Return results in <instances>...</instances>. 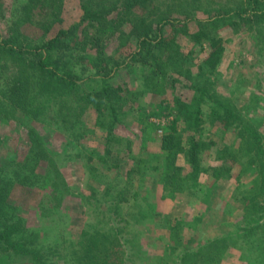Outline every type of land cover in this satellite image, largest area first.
Wrapping results in <instances>:
<instances>
[{"label":"rangeland","instance_id":"obj_1","mask_svg":"<svg viewBox=\"0 0 264 264\" xmlns=\"http://www.w3.org/2000/svg\"><path fill=\"white\" fill-rule=\"evenodd\" d=\"M4 3L6 11L0 20V43L8 37L13 18L20 13L23 4L22 0H4ZM82 15L80 0H64L62 22L54 31L67 30L80 23ZM198 16L204 19L202 14ZM196 27L191 23L186 30L191 33ZM123 30L129 33L131 25L126 23ZM174 30L175 27L169 30L167 27L166 36H173ZM20 31L27 43H41V27L25 25ZM217 32L224 41V58L215 74L208 72L200 81L241 109L246 118H253L264 144L263 44L257 43L246 27L236 30L224 24ZM189 33H178L176 46L182 62L197 74L209 50L206 47L201 53L191 42ZM93 34L94 27L84 23L66 39L79 57L77 70L86 77L97 72L88 58H81L95 55L89 43ZM190 51H193L192 56L188 54ZM135 52L137 54L134 39L122 41L115 36L106 41L105 53L111 60L106 73L97 78L104 79L103 82L121 90L122 94L119 124L110 147L106 125L111 118L106 111L87 106L81 93L71 97V105L76 109L71 114L73 117L68 118L58 110L48 115L41 113L36 121L17 109L8 110L0 119V173H7V178L15 183L11 191L17 210L11 209L10 215L14 216L20 230L29 232L31 248H38L47 264H74L71 259L74 248L99 232L112 240L114 248L123 251L114 231V215L107 205L120 192L125 193L123 213L145 250V259L137 264H174L181 252L197 250L204 240L242 227L253 211L246 198L259 184L255 168L241 152L243 142L236 130L225 128L218 121L214 123L207 104L203 105L200 138L214 145L203 153L206 172L201 178L200 196L172 193L165 188L160 139L170 116L164 108L173 94L186 98L192 93L186 88V80L178 83L175 91L168 83L164 85L165 91H154L149 71L133 58ZM2 71L6 78V69L0 68V73ZM85 87L89 89L91 85ZM36 103L34 97L29 99L28 104H32L29 112H33ZM101 121L106 123L105 127L100 125ZM32 132L39 135L50 160L41 162L38 158H27L34 140L38 141L32 137ZM188 136L184 133L185 144ZM11 158L17 162L13 169H2L5 163H11ZM181 160L185 166L182 157ZM51 164L59 168L65 187L44 186ZM170 220L182 223L180 237L173 241ZM22 238L19 236L14 241ZM249 255L252 254L238 243L230 248L222 264H251ZM31 258L11 250L0 253V264H32Z\"/></svg>","mask_w":264,"mask_h":264},{"label":"trees","instance_id":"obj_2","mask_svg":"<svg viewBox=\"0 0 264 264\" xmlns=\"http://www.w3.org/2000/svg\"><path fill=\"white\" fill-rule=\"evenodd\" d=\"M80 2L83 12L81 22L67 30L54 31L55 26L62 22L64 0H22L19 16L13 18L8 37L0 43V68L7 71L6 78L2 75L4 71L0 73L2 75L0 119H3L4 113L8 110L17 109L24 111L36 121L41 113L48 115L58 110L68 118L73 117L71 114H74L73 111L76 109L72 107L70 100L72 96L81 93L87 106L94 105L96 110L106 111L111 118L108 126L105 122H100L102 127L105 125L107 127V143L110 147L114 141V130L119 124L122 94L121 90L109 86L103 82L104 79H98L97 76L106 73V67L111 60L105 53L106 41L115 36L122 41L126 38L134 39L137 54L135 52L133 58L142 62L149 71L154 91H165L166 83L175 91L176 85L186 80L188 82L186 88L192 93L186 98L173 94L164 108L170 116L160 139L165 188L172 193L200 196L201 178L206 172L203 153L214 145L213 142L200 138L204 104L209 105L214 123L218 121L225 128L236 130L243 142L241 152L248 157L259 179V184L248 192L246 199L253 207V211L246 217L243 226L220 237L204 240L197 250L181 252L176 256L174 264H222L230 248L238 243L244 245L247 252L254 256L249 255L251 264H264L262 136L253 118H246L241 109L200 81L208 72L215 74L224 58V41L217 32L222 25L227 24L236 30L246 27L253 33L256 42L262 43L264 48V0H229L224 3L211 0H80ZM5 11L4 0H0V20ZM200 14L204 19L198 16ZM84 23L94 27V34L89 43L90 48L96 51L95 55L81 57L82 60L88 58L97 69L95 75L88 77L77 70L79 57L75 53L76 50L66 42L67 37L75 34L80 24ZM126 23L131 25L129 33L123 30ZM191 23H195L197 27L196 31L189 33L186 29ZM25 25L42 28L43 37L40 44L27 43L26 36L20 31ZM167 27L168 30L175 27L173 36H166ZM180 32L189 33L191 42L201 50V53L206 51V47L209 50L206 59L200 63L197 74L181 60L180 50L176 46L177 34ZM49 35L51 36L48 37ZM262 48L260 47V50ZM193 51L188 54L192 56ZM88 84L92 90L85 87ZM33 97L37 103L34 104L31 113L29 111L32 104H28V101ZM184 133L189 135L186 137V144ZM32 137L38 141L34 140L27 158H38L41 162L50 160L48 150L39 141V135L32 132ZM181 157L185 166L181 163ZM16 164L17 162L11 158V163H5L2 169L9 167L13 169ZM51 165L49 173L44 178V186L56 189L61 185L65 187L59 168ZM7 179V173H0V228H2L0 253L12 250L17 254L32 257V264H47L40 250L31 248L27 238L29 232L26 233L25 229L20 230L14 216L10 215L11 209H16L13 206L11 191L15 183ZM123 197L125 193L123 195L120 192L107 204L114 215V231L123 251L114 248L112 240L99 232L74 248L71 257L74 264H137L145 259L143 243L138 234L131 230L130 221L123 213ZM169 223L172 241L176 237L179 239L181 221L170 220ZM19 236L23 238L14 241V238Z\"/></svg>","mask_w":264,"mask_h":264}]
</instances>
